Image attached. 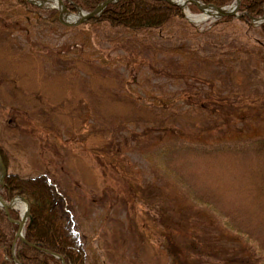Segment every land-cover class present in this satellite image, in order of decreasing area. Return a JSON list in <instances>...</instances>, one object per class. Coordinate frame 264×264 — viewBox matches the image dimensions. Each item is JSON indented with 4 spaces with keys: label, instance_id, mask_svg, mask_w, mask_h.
<instances>
[{
    "label": "rangeland",
    "instance_id": "374dc122",
    "mask_svg": "<svg viewBox=\"0 0 264 264\" xmlns=\"http://www.w3.org/2000/svg\"><path fill=\"white\" fill-rule=\"evenodd\" d=\"M239 18H189L198 33L166 35L174 59L104 25L0 21L8 171L52 180L94 264H264V39ZM187 84L224 101L154 105Z\"/></svg>",
    "mask_w": 264,
    "mask_h": 264
},
{
    "label": "trees",
    "instance_id": "16d2710c",
    "mask_svg": "<svg viewBox=\"0 0 264 264\" xmlns=\"http://www.w3.org/2000/svg\"><path fill=\"white\" fill-rule=\"evenodd\" d=\"M102 1L104 0H63L65 6L71 11H74L73 5H77L88 12ZM201 1L222 6L232 0ZM0 4L11 6L9 9H2L0 13L1 25H4L5 28L10 27L11 31L24 29L39 22H47L49 26H57L65 31L80 30L85 25H104L114 31L120 30L138 36L139 43H145V47L154 48L156 52L161 49L168 50L165 58H169V54H172L174 59V56L180 52L178 46L165 41L167 34L173 36V33H178L179 37H185L198 33L196 26L183 17L178 6L163 0H117L107 4L97 17L72 27L58 22L55 9L40 8L27 0H13L12 2L6 0L3 3L0 1ZM263 6L264 0H240L239 9L245 14L239 20L245 22L246 26L252 27L250 16L255 17L262 13ZM189 8L191 11H197L191 4ZM231 21H233L232 16H224L211 22L205 29L211 31L218 24H228ZM173 27H175L174 30ZM258 33L264 39V22L260 24ZM84 38L88 42L87 37L84 36ZM167 46L169 47L167 48ZM60 50L65 52L63 49ZM192 51L190 49V52H184L177 58V71L183 70L180 67L185 65L187 57L192 56ZM204 82L212 85L211 81ZM216 96L203 94L196 87L187 84L171 94L163 95L162 99L155 101L154 105L163 108V113L166 110L168 112L170 106H176L178 103L188 104L186 107L196 110L201 104L210 106L213 101L216 103L224 101L223 96ZM206 117L211 121L212 116L209 113L206 114ZM133 122L137 121H131V123ZM144 130L151 132L154 129L145 125ZM260 141L264 144V139H260ZM251 144L261 143L253 141ZM166 147L168 148L169 145ZM0 155L7 170L3 184L0 185V195L7 201L15 195H21L29 205V215L23 227V236L26 241L17 240L14 246L15 257L19 263L62 264L61 260L52 254L55 253L62 257L64 264H94L95 258L92 256L96 253L95 249L89 247L85 234L80 231L75 225V221L70 217L65 198L52 180L47 175L40 173L20 175L17 172H9V157L1 142ZM9 215L12 219L18 218V212L13 209L9 210ZM16 230L17 225L8 220L0 207L1 264H15L11 261L10 247ZM27 243H31V245ZM169 251L172 256L177 258L178 250L175 247L170 245Z\"/></svg>",
    "mask_w": 264,
    "mask_h": 264
},
{
    "label": "water",
    "instance_id": "95a60500",
    "mask_svg": "<svg viewBox=\"0 0 264 264\" xmlns=\"http://www.w3.org/2000/svg\"><path fill=\"white\" fill-rule=\"evenodd\" d=\"M28 1L37 5V6H40V7H48L47 2L49 0H28ZM115 1H117V0H104L101 3H99L90 12H84L81 10L80 7L74 6L76 9V13H75L74 17L68 16L69 11L65 8L63 0H54V5H52L50 7L56 8L58 10L59 22H61L62 24L66 25V26H74V25L80 24V23H82L88 19L95 18L96 16H98L102 12V10L105 8V6L107 4L115 2ZM163 1H167L171 4H175V5H178L179 7H181L177 2H175L173 0H163ZM239 2H240V0H234V2L231 5H229V7H220V6H216L212 3L204 4V3L200 2L199 0H185V3H191V4L195 5V7L201 12H205L206 10H214L215 11L213 14L214 17H221V16H226V15H231V16L235 15L237 12L238 6H239ZM185 17L188 20H190L186 15H185ZM4 175H5V167H4L3 162L1 160V157H0V184L3 183ZM15 199L23 200L25 202V205H26L25 213L22 216H20V218L18 220L11 219L9 217V212H8V210L12 207L14 199L7 202L0 195V206L3 208L5 215L8 217V219L11 222H14L15 224H17V231H16L15 236H14V241L12 242L11 251L13 250V246H14L16 239H19L20 241L25 242L24 236L22 234V227H23L25 219L27 218L28 210H29L28 203L23 197L17 196V197H15ZM27 244L31 245L30 243H27ZM12 253H13V251H12ZM50 253H52V252H50ZM52 254H54V253H52ZM58 257L62 260L61 256H58ZM13 260L16 261L17 264H19L14 256H13ZM62 264H64L63 261H62Z\"/></svg>",
    "mask_w": 264,
    "mask_h": 264
},
{
    "label": "bare ground",
    "instance_id": "6f19581e",
    "mask_svg": "<svg viewBox=\"0 0 264 264\" xmlns=\"http://www.w3.org/2000/svg\"><path fill=\"white\" fill-rule=\"evenodd\" d=\"M175 2H177L182 8L183 10H185L184 12L190 17V19H193L194 21H199L197 19L199 18H196V16H193V15H190L186 9V3H185V0H173ZM49 5H52L54 4V0H49L47 2ZM214 10H206L205 12L202 13L201 17L200 18H205L207 16H211L214 14ZM70 17V16H69ZM201 20V19H200ZM13 204L14 205H19V208L21 209L22 213L25 212V205H24V202L21 200V199H14L13 201Z\"/></svg>",
    "mask_w": 264,
    "mask_h": 264
}]
</instances>
